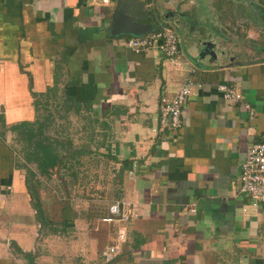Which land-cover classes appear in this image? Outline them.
Here are the masks:
<instances>
[{
  "label": "crops",
  "instance_id": "obj_1",
  "mask_svg": "<svg viewBox=\"0 0 264 264\" xmlns=\"http://www.w3.org/2000/svg\"><path fill=\"white\" fill-rule=\"evenodd\" d=\"M145 1L141 21L177 33L181 67L111 37L114 0H0V264H264V203L239 192L247 147L264 140V0ZM189 76L203 86L181 126H161L160 99ZM104 164L113 200L137 205L108 263L114 224L77 196L53 219L33 169ZM78 178H61L65 193Z\"/></svg>",
  "mask_w": 264,
  "mask_h": 264
},
{
  "label": "built area",
  "instance_id": "obj_2",
  "mask_svg": "<svg viewBox=\"0 0 264 264\" xmlns=\"http://www.w3.org/2000/svg\"><path fill=\"white\" fill-rule=\"evenodd\" d=\"M102 2L106 3L108 0H102ZM179 41L177 33L170 26L163 24L145 35H130L124 42L127 49L133 53L140 54L155 49L174 66L181 67L187 61L179 49ZM194 71V68H190V73ZM202 86L201 81L189 76L171 96L162 97L159 102V124L170 129L180 127L182 109L188 96L195 88ZM217 90L224 100L241 106L249 113V117H253L254 111L251 104L239 88L232 84H218ZM239 181V192L248 196L250 206L256 208L259 203H264V140L248 145L246 155L240 164ZM136 216V203L119 196L110 202L106 213L100 217V221L115 226L112 241L101 251L106 263L111 262L120 253L126 237V224Z\"/></svg>",
  "mask_w": 264,
  "mask_h": 264
},
{
  "label": "rangeland",
  "instance_id": "obj_3",
  "mask_svg": "<svg viewBox=\"0 0 264 264\" xmlns=\"http://www.w3.org/2000/svg\"><path fill=\"white\" fill-rule=\"evenodd\" d=\"M72 126L69 127L70 132L74 129ZM115 168L105 167V164L101 167H33L37 185L42 187L44 196L49 198L48 212L53 219L57 217L62 201H67L68 197L73 198L75 196L82 200L80 207L83 212H92L94 217L100 218L106 205L117 196L119 190L116 185ZM80 173H83L81 174L83 176ZM75 174H78L80 183L76 182L78 184L76 187L68 185L65 193L64 189L61 188V178L64 177V180L72 181ZM59 197H63V199L56 201ZM113 237L114 233L109 242L112 241Z\"/></svg>",
  "mask_w": 264,
  "mask_h": 264
},
{
  "label": "water",
  "instance_id": "obj_4",
  "mask_svg": "<svg viewBox=\"0 0 264 264\" xmlns=\"http://www.w3.org/2000/svg\"><path fill=\"white\" fill-rule=\"evenodd\" d=\"M145 0H114L109 35H145L154 30L152 23L142 22L150 17ZM152 17V16H151Z\"/></svg>",
  "mask_w": 264,
  "mask_h": 264
},
{
  "label": "trees",
  "instance_id": "obj_5",
  "mask_svg": "<svg viewBox=\"0 0 264 264\" xmlns=\"http://www.w3.org/2000/svg\"><path fill=\"white\" fill-rule=\"evenodd\" d=\"M39 158L42 160V159H45L46 157L45 156L44 157L40 156Z\"/></svg>",
  "mask_w": 264,
  "mask_h": 264
}]
</instances>
